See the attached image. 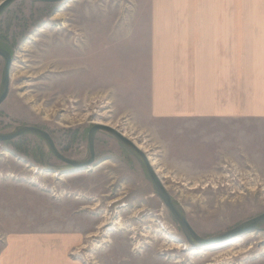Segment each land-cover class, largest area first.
<instances>
[{"label":"rangeland","instance_id":"obj_1","mask_svg":"<svg viewBox=\"0 0 264 264\" xmlns=\"http://www.w3.org/2000/svg\"><path fill=\"white\" fill-rule=\"evenodd\" d=\"M167 1H15L0 16V48L13 57L0 134L38 128L63 156L86 161L94 121L129 129L167 174L161 180L177 208L208 239L264 213V98L257 94L264 82L250 61L235 63L227 67L231 113H157L150 16L154 3ZM227 8L264 27V0H229ZM4 67L0 57V95ZM95 148V163L76 170L35 135L0 142V252L7 235L73 233L84 237L71 254L83 264H264V224L198 253L213 246L188 243L137 155L102 130Z\"/></svg>","mask_w":264,"mask_h":264},{"label":"crops","instance_id":"obj_2","mask_svg":"<svg viewBox=\"0 0 264 264\" xmlns=\"http://www.w3.org/2000/svg\"><path fill=\"white\" fill-rule=\"evenodd\" d=\"M228 1L171 0L160 6L154 3L150 16V66L160 98L157 113H231V70L227 67L235 63H241L243 68L250 61L251 70L257 66L260 83L264 82V27L245 24L232 8H227ZM257 40L258 44L252 46ZM262 88L264 85L257 93L258 99L264 98ZM174 96L182 99H173ZM83 239L73 233H45L31 239L7 235L0 264H83L71 255Z\"/></svg>","mask_w":264,"mask_h":264},{"label":"water","instance_id":"obj_3","mask_svg":"<svg viewBox=\"0 0 264 264\" xmlns=\"http://www.w3.org/2000/svg\"><path fill=\"white\" fill-rule=\"evenodd\" d=\"M17 0H2L0 2V16L3 12L12 5ZM36 2L42 3H60L69 0H33ZM0 57L5 60V67L3 70V76L1 81V95H0V106L7 100L9 93H10V86H11V68L13 64V57L9 52L0 48ZM99 130L105 131L109 134H112L122 145L127 147L128 149L132 150L137 157L139 158L140 162L144 166L147 174L149 175L156 194L159 198L163 201L165 207L171 213L173 218L176 220L178 225L180 226L181 230L183 231L186 240L192 247H196L199 249H203L208 246H216L226 242L233 241L234 239L252 234L256 231L261 232L260 225L264 224V213L251 219L246 222L241 223L240 225L236 226L235 228L231 229L230 231L213 238H202L200 237L194 229L191 227L190 223L188 222L185 215H183L180 210L175 205L171 195L167 191L163 181L161 180L160 176L156 174L155 169L149 163L146 154L141 151L133 141L123 136V133L113 130L111 128L105 126L94 125V127L90 130L88 136L89 142V159L86 161H74L72 159H68L67 157L63 156L59 150L57 149L53 139L51 138L50 134L44 130L25 126L20 129H17L9 134H0V142H9L16 140L26 134L35 135L41 139H43L51 152L54 156L63 162L65 165H68L74 169H88L90 168L96 161V148H95V141L96 135Z\"/></svg>","mask_w":264,"mask_h":264},{"label":"bare ground","instance_id":"obj_4","mask_svg":"<svg viewBox=\"0 0 264 264\" xmlns=\"http://www.w3.org/2000/svg\"><path fill=\"white\" fill-rule=\"evenodd\" d=\"M86 117H88V116H86ZM85 117V118H86ZM93 125H99V126H105V127H108V128H111V129H113V130H116V131H119V132H121V133H123V136H125L126 138H128V139H130V140H133V142H135V143H137L136 145H137V147L141 150H143L144 148H143V146L142 145H140L137 141H136V138H134V134L133 133H131V132H129L128 130H122V131H120V130H117V129H119L118 127V125H114V124H112V123H108V122H104V121H101V120H97V121H94L93 122ZM117 128V129H116ZM125 133V134H124ZM146 148V147H145ZM141 150V151H142ZM147 152H149L148 150H145V153H147ZM152 155L151 154H149V159H150V161H151V163H152V167H154L155 169H156V174H158V176L160 175V178L161 179H163V178H166V176H167V174H165V172H163V169L162 168H160L159 167V164H158V162L154 159V158H152L151 157ZM172 177H174V176H172ZM167 178H168V176H167ZM175 178V177H174ZM163 181V180H162ZM163 184H164V181H163ZM196 187H194L193 189H195ZM166 189H167V187H166ZM107 222L106 221H104L102 224H101V226H100V228L102 229V228H104V227H106L107 226ZM92 237H97L98 235L96 234V235H91ZM145 237H148L147 235L145 236ZM236 240H238V238L236 239ZM236 240H234V241H236ZM234 241H232V242H234ZM95 242V241H94ZM232 242H229V243H232ZM96 243V242H95ZM98 243V242H97ZM229 243H226V244H229ZM172 245V244H171ZM222 245H224V244H222ZM221 246V245H220ZM96 247H100V245L99 244H97L96 245ZM175 247H179V246H175ZM209 247V246H208ZM211 247V246H210ZM216 247H218V246H213L212 248H208V249H206V250H202V251H199L198 253H203V254H205V253H207L206 251H212V250H214ZM83 249V248H82ZM85 249V248H84ZM237 252H231V253H228V254H225V256H228V257H231L232 255L233 256H235V255H237L236 254ZM221 256H219L218 258H220ZM216 261V260H215Z\"/></svg>","mask_w":264,"mask_h":264}]
</instances>
